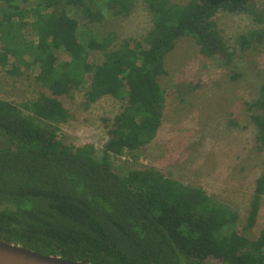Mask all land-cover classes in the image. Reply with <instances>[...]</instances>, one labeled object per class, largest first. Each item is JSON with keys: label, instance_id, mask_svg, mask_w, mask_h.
<instances>
[{"label": "trees", "instance_id": "obj_1", "mask_svg": "<svg viewBox=\"0 0 264 264\" xmlns=\"http://www.w3.org/2000/svg\"><path fill=\"white\" fill-rule=\"evenodd\" d=\"M139 1L0 0V66L13 76L30 70L45 89L26 104L33 116L0 99V240L91 264H264V228L250 239L236 229L238 213L202 188L155 169L121 174L112 163L156 138L165 109L159 77L181 38L231 65L236 52L214 18L246 9L264 23V13L257 0H145L152 29L111 49L116 35L101 36L90 25L127 16ZM30 26L36 39L24 34ZM255 36L264 38V30L241 36V49ZM90 51L104 60L91 61ZM80 89L88 104L105 96L124 103L100 158L94 146L58 134L70 118L61 99ZM260 95L249 108L264 148V86ZM263 195L264 173L255 182L249 228Z\"/></svg>", "mask_w": 264, "mask_h": 264}, {"label": "rangeland", "instance_id": "obj_2", "mask_svg": "<svg viewBox=\"0 0 264 264\" xmlns=\"http://www.w3.org/2000/svg\"><path fill=\"white\" fill-rule=\"evenodd\" d=\"M173 1L184 4L190 0ZM256 5L264 13V0H257ZM81 21L86 23L85 19ZM214 21L236 52L233 63L226 64L220 56L204 57L193 38H181L165 58L167 73L159 77L165 109L156 138L137 152L122 155L125 159L112 157V163L121 174L155 169L166 177L202 188L238 213V232L256 239L264 228V195L253 228L247 227V219L256 179L264 173V148L257 142L249 103L261 97L264 86V38L255 36L254 44L246 49H241L239 39L264 30V23L257 22L246 9L221 11ZM90 27L101 36L115 34L111 49H117L126 39H143L152 29L153 20L146 1L140 0L129 15L108 17ZM24 34L27 39H36L31 26ZM90 60L101 63L103 52L90 51ZM43 91L30 70L13 76L0 66V99L16 104L25 114L33 116L26 104L37 100ZM61 100L70 118L57 125L59 136L68 143L94 146L100 158L124 103L105 96L88 104L85 89L73 90L71 97ZM37 122L45 125L43 120Z\"/></svg>", "mask_w": 264, "mask_h": 264}, {"label": "water", "instance_id": "obj_3", "mask_svg": "<svg viewBox=\"0 0 264 264\" xmlns=\"http://www.w3.org/2000/svg\"><path fill=\"white\" fill-rule=\"evenodd\" d=\"M0 264H91L38 253L21 245L0 240Z\"/></svg>", "mask_w": 264, "mask_h": 264}, {"label": "built area", "instance_id": "obj_4", "mask_svg": "<svg viewBox=\"0 0 264 264\" xmlns=\"http://www.w3.org/2000/svg\"><path fill=\"white\" fill-rule=\"evenodd\" d=\"M118 157V156H117ZM120 157V156H119ZM122 158H124L125 159V156H121Z\"/></svg>", "mask_w": 264, "mask_h": 264}]
</instances>
